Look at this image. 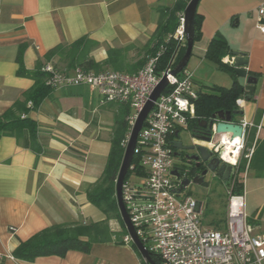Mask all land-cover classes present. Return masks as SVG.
<instances>
[{
  "label": "crops",
  "instance_id": "obj_1",
  "mask_svg": "<svg viewBox=\"0 0 264 264\" xmlns=\"http://www.w3.org/2000/svg\"><path fill=\"white\" fill-rule=\"evenodd\" d=\"M201 1L198 12L203 16L202 38L195 42L188 67L193 76L201 67L212 69L211 63L217 68L207 59L206 51L211 39L221 32L231 50L247 54L246 69L258 78L255 90L239 98L243 113L234 121L236 118V122L253 124L244 137L253 151L242 185L250 221L264 230V34L257 27L264 0ZM173 3L174 0H0V116L35 84L32 77L18 74L16 58L21 44L25 45V67L31 71L39 62L63 70L58 66L61 56L47 60V54L84 36L100 43L91 56L95 54L97 61H102L107 58L109 46L146 44L158 28V6ZM231 58L227 55L222 60L229 63ZM229 75L228 87L236 79ZM238 81L247 85L246 78L239 77ZM120 104L100 105L98 94L87 86L58 88L29 114L38 123L42 153L30 148L27 133L23 143L12 136L0 137V262L144 264L132 243L126 241L95 243L88 253L70 250L64 257L40 256L34 261L12 255L20 241L50 225L106 219L89 201L87 188L105 170ZM177 133L173 142L179 140L181 131ZM113 221L110 226L117 231Z\"/></svg>",
  "mask_w": 264,
  "mask_h": 264
},
{
  "label": "built area",
  "instance_id": "obj_2",
  "mask_svg": "<svg viewBox=\"0 0 264 264\" xmlns=\"http://www.w3.org/2000/svg\"><path fill=\"white\" fill-rule=\"evenodd\" d=\"M259 13L257 27L264 34L263 6ZM176 38L178 48L161 72L157 70L160 53L135 73L112 69L96 72L81 67L63 71L51 63L45 64L42 70L48 73L47 83L54 90L87 86L98 94L100 105L128 104L132 113L128 117L130 132L123 141L126 147L139 113L164 74L175 66L178 49L185 38L183 17ZM233 62L232 56L229 63ZM198 96L193 72L186 67L171 78L148 113L135 149L137 163L133 161L130 166L132 171L139 166L144 174L134 172L123 184V200L130 219L146 248L158 255L162 264H264V230L251 223L244 191L230 195L224 229L205 225L203 202L184 195V189L178 191L187 174L181 169L172 137L188 128L195 117ZM242 125L245 134L253 126L245 121ZM205 144L215 152L224 147L215 129L211 142ZM252 151L253 147L248 148L247 160ZM221 157L226 161L223 154ZM232 165L235 167L236 163ZM174 170L180 176L175 175ZM124 240L132 243L129 234Z\"/></svg>",
  "mask_w": 264,
  "mask_h": 264
},
{
  "label": "trees",
  "instance_id": "obj_3",
  "mask_svg": "<svg viewBox=\"0 0 264 264\" xmlns=\"http://www.w3.org/2000/svg\"><path fill=\"white\" fill-rule=\"evenodd\" d=\"M189 1L174 0L172 6H158L160 15L158 28L152 38L144 45L148 54L145 59L129 62L128 52L135 47L134 44H129L126 46H109L107 58L97 61L91 56V53L100 46V43L88 36H84L67 46H57L47 54V60L59 54L61 58L67 56L69 61L68 68L70 69L81 67L85 70L100 72L105 70V68H111L112 70L135 73L151 57L160 53L157 70L161 72L168 66L178 48L179 40L176 38V33L181 26V17H183ZM202 18L203 16L197 12L195 18V42L202 38ZM24 50L25 45L21 44L16 58L19 63L18 74L32 77L35 79V84L30 90L24 92L22 99L15 101L0 116V137L12 136L17 139L18 143H23L25 134L27 133L30 138V148L37 154H40L43 152V148L38 139L39 126L37 121L32 119L29 114L31 111L37 110L41 103L52 94L54 89L47 83L48 73L42 70L44 63L39 62L33 71L26 69L23 60ZM185 51L186 42L181 44L178 49L175 65L182 58ZM232 52L233 50H231L225 36L221 32H217L209 43L206 57L210 61H213L219 70L231 74L236 79L230 87L212 85L207 90L201 89L199 91V96L195 101L196 115L190 120L188 126L190 131L194 132L199 127V123L204 120H210L213 114L218 111H241L238 100L241 96L248 93V91H246L245 85L238 81L239 76L235 72L234 65L225 63L222 60L225 56L232 55ZM249 73L256 76V74ZM30 101L32 105H29ZM129 115L130 107L128 104H120L115 116L112 149L105 170L101 178L87 188L89 201L105 214L106 219L99 222L50 225L28 239L20 241L13 251L12 255L14 258L24 261H34L40 256L57 255L64 257L70 250L88 253L95 243L116 242L122 244L125 242L124 238L128 235V232L118 207L116 181L126 149L123 141L127 139L130 132ZM237 115L240 114H233V118ZM245 146V149L250 147L248 142ZM133 161L137 163V156L134 157ZM246 164L247 159L242 158L239 163V171H245ZM134 172L138 175L144 174L143 170L137 166L134 171L129 170L126 181ZM235 190L236 193H243L242 183H237ZM110 220H117L121 225V230L118 232L114 231L110 226ZM132 245L138 251L133 243ZM139 255L143 263L148 264L140 252ZM152 255L156 262L162 264L158 255ZM0 264H4V260H1Z\"/></svg>",
  "mask_w": 264,
  "mask_h": 264
},
{
  "label": "water",
  "instance_id": "obj_4",
  "mask_svg": "<svg viewBox=\"0 0 264 264\" xmlns=\"http://www.w3.org/2000/svg\"><path fill=\"white\" fill-rule=\"evenodd\" d=\"M200 2L201 0H190L185 8L183 15V33L186 38V51L179 62L173 67V69L170 72L164 74L159 85L151 94L150 99L146 103L145 107L139 113L130 133L129 141L125 149L124 157L116 181V197L118 200V207L122 220L126 226L129 236L132 239V243L138 249L142 257L148 262V264L159 263L153 259V255L146 248L145 244L137 234V231L130 219L125 202L123 200V184L130 170V166L134 160L139 133L144 125L148 113L153 108L154 103L158 99V97L169 85L171 78L183 71V69H185L189 64L195 45V18ZM235 23H237V20L235 21ZM232 56L234 57L233 65L235 67L236 74L239 77L246 78L247 80V85H245L246 91H254V85L257 83L258 78L251 75L246 69V65L248 64L247 54L237 50H233ZM247 99H250L249 95L247 96ZM242 113L243 111L232 112L223 110L214 113L210 120H204L203 122L199 123V126L205 127L207 129V133L199 136L195 135L193 136V138L204 143L211 142L214 129L216 130V135L219 137L227 133L230 135L232 140H234L237 136H239L241 139L244 138L245 131L242 122H236L233 118V114ZM173 144L178 150L183 149L196 151L194 154H188V158L197 162L195 164V167H200L203 163H206L207 165V169L202 172V175H196L192 179L185 178L182 181V185L178 191L187 188L191 184L203 185V175L206 174L209 170L213 172L217 171V175L220 177H224V179L226 180L230 179L231 173L233 171V165L226 161L220 164L221 159L219 158L211 159V151L213 150L208 148L206 144L194 143L184 145L180 140L175 141ZM176 155H178V153H176ZM173 173L177 176H180V173L177 170H174Z\"/></svg>",
  "mask_w": 264,
  "mask_h": 264
},
{
  "label": "rangeland",
  "instance_id": "obj_5",
  "mask_svg": "<svg viewBox=\"0 0 264 264\" xmlns=\"http://www.w3.org/2000/svg\"><path fill=\"white\" fill-rule=\"evenodd\" d=\"M200 4L202 6V1L199 3V6ZM185 42L186 38H184L183 43ZM116 45L117 44H115V46ZM144 45L145 43L142 42L134 43L135 47L128 52L129 62H136L140 59L147 58L148 54L146 52V49L144 48ZM92 57H94L96 60L98 58L95 56V54H92ZM68 62L69 61L67 56H64L60 60L58 66L63 69V71H65L64 69L68 67ZM210 66H212V69L201 67L198 70L194 71V81L197 87H200L202 90H207L208 87L212 85H222L228 87L230 85V75L227 72L218 70L213 63H211ZM187 67H191V63L188 64ZM107 69L111 70V68H105V70ZM178 137L179 140L182 141L185 145L195 143L192 137V133L187 129H181V133ZM202 143L205 144L204 142H199V144ZM246 144L247 141L244 139L241 152L234 167L235 175L230 181L223 179L220 176L214 177L211 173L207 177V184H192L191 187L183 190L184 195L192 196L194 199L203 202L202 216L205 225H211L212 227L220 229L225 228L230 195L232 193H236V185L237 183H242V175L243 173H245V171H239V163L242 158H246V153L248 152V149H245L246 146H244ZM218 153L222 155L224 153V147L220 148ZM133 181H136V179L134 178ZM113 222L114 228H117L116 230L118 232L121 228V225L117 220H114Z\"/></svg>",
  "mask_w": 264,
  "mask_h": 264
},
{
  "label": "flooded vegetation",
  "instance_id": "obj_6",
  "mask_svg": "<svg viewBox=\"0 0 264 264\" xmlns=\"http://www.w3.org/2000/svg\"><path fill=\"white\" fill-rule=\"evenodd\" d=\"M190 132L192 133V137L195 136V135L199 136V135H202V134H206L207 133V129L205 127L199 126L197 129H195L194 132H192V131H190ZM193 139L195 141V138H193ZM195 152L196 151H192V150H183V149L178 150V149H176V153H178L177 158L181 161V169L186 172L187 178H191V179L194 176H196V175H202V172L207 169L206 163L201 164L200 167H195V164L197 162L191 160L190 158H188V154H194ZM211 152H212L211 159H214V158L221 159V163L220 164H222L224 162V160L222 159L220 153L215 152L214 150L211 151ZM211 173L213 174L214 177L218 176L217 175V171L213 172V171L209 170L206 174L203 175V178H204L203 185L207 184V177ZM234 175H235V171H234V167H233V171L231 173L230 178H233ZM222 178L224 179V177H222Z\"/></svg>",
  "mask_w": 264,
  "mask_h": 264
},
{
  "label": "bare ground",
  "instance_id": "obj_7",
  "mask_svg": "<svg viewBox=\"0 0 264 264\" xmlns=\"http://www.w3.org/2000/svg\"><path fill=\"white\" fill-rule=\"evenodd\" d=\"M220 139L224 145L223 158L231 163L235 164L241 152L243 140L237 136L234 140L231 139L229 134H223ZM203 144V143H202Z\"/></svg>",
  "mask_w": 264,
  "mask_h": 264
}]
</instances>
